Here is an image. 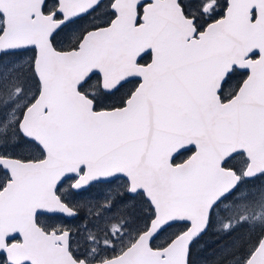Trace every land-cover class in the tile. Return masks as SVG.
<instances>
[{
  "label": "snow or ice",
  "instance_id": "6c2138e0",
  "mask_svg": "<svg viewBox=\"0 0 264 264\" xmlns=\"http://www.w3.org/2000/svg\"><path fill=\"white\" fill-rule=\"evenodd\" d=\"M209 234L264 264V0H0V264H195Z\"/></svg>",
  "mask_w": 264,
  "mask_h": 264
},
{
  "label": "rangeland",
  "instance_id": "374dc122",
  "mask_svg": "<svg viewBox=\"0 0 264 264\" xmlns=\"http://www.w3.org/2000/svg\"><path fill=\"white\" fill-rule=\"evenodd\" d=\"M209 242V241H208ZM212 251L207 250L205 247V243L201 241L194 249H193V259L195 264H211L212 260Z\"/></svg>",
  "mask_w": 264,
  "mask_h": 264
},
{
  "label": "trees",
  "instance_id": "16d2710c",
  "mask_svg": "<svg viewBox=\"0 0 264 264\" xmlns=\"http://www.w3.org/2000/svg\"><path fill=\"white\" fill-rule=\"evenodd\" d=\"M212 239H213V237L211 236V234H209V235H206L202 240L205 243V247L207 250L212 249L211 247L208 246L211 243Z\"/></svg>",
  "mask_w": 264,
  "mask_h": 264
}]
</instances>
